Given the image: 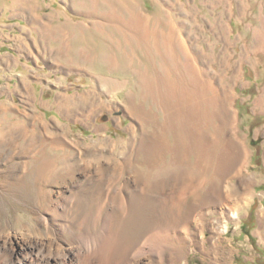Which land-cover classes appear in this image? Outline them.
Masks as SVG:
<instances>
[{"label": "rangeland", "instance_id": "rangeland-1", "mask_svg": "<svg viewBox=\"0 0 264 264\" xmlns=\"http://www.w3.org/2000/svg\"><path fill=\"white\" fill-rule=\"evenodd\" d=\"M263 83L264 0H0V264L107 218L130 264H264Z\"/></svg>", "mask_w": 264, "mask_h": 264}, {"label": "bare ground", "instance_id": "bare-ground-1", "mask_svg": "<svg viewBox=\"0 0 264 264\" xmlns=\"http://www.w3.org/2000/svg\"><path fill=\"white\" fill-rule=\"evenodd\" d=\"M170 35H173V32H171ZM163 42L166 43V47L169 48L166 34H164ZM187 55L190 56V53L188 52ZM66 199H68L67 196H66ZM63 200L65 201V197H63ZM109 214L111 215L110 211H108L107 216ZM108 219L109 218L105 220L103 225L98 226L97 230L95 228L96 223H91L93 224L91 225L90 222L87 223L88 221L86 220L87 222H84V224L81 225L82 226L81 229L83 230V232L73 234L72 236L69 235L70 236L69 238L70 240L68 241L69 243L65 242L67 241L66 231L68 230V228L65 229V227H67L68 225V223H65V221L60 226L61 231L54 234L53 238L49 237L50 239L49 238L43 239V238H40V235H38V236L30 237L29 240L27 241L26 239L23 240V238L21 237L22 243L20 244V246H21V250H23L24 252L22 251L20 252L22 254H25V256L29 254L32 256L35 254L34 251L44 250L47 247V243H51L54 250L55 249L57 251L61 250V253L59 254V256H56L57 260L55 264H130V261H133L131 259L132 252L130 250V247L128 250V246H126L125 243H123V240L121 238L122 236L120 233L117 235V237L114 236V232L110 230L111 223ZM88 227H91V228H88ZM63 228L65 230H63ZM165 237H169V236H165ZM161 239L162 238L160 236L158 237L154 236L148 240L147 244L151 248L162 249L163 245L161 243L164 241H161ZM24 246L26 250L24 249ZM57 247H59L60 249ZM1 248H2V244L0 240V249ZM146 249L147 248H145L144 250ZM163 250L164 249H162V251ZM8 251H11V250H8ZM128 252L129 254H127ZM148 252L149 250L147 251L142 250L141 252L136 254L135 259H134L135 262H133V264H142V262H145V260L149 259L148 255H152V254L154 255V252H149V253ZM153 255L150 257H153ZM0 257H1V254H0ZM26 257L20 260L19 263L16 262L13 264H52V262L51 263L49 262L50 259H48L47 257H44L41 261H39L36 256H33L27 262H26V259H27Z\"/></svg>", "mask_w": 264, "mask_h": 264}, {"label": "crops", "instance_id": "crops-1", "mask_svg": "<svg viewBox=\"0 0 264 264\" xmlns=\"http://www.w3.org/2000/svg\"><path fill=\"white\" fill-rule=\"evenodd\" d=\"M254 110L256 114L264 116V83L263 88L259 90L257 96L254 97ZM258 206L256 208L257 230L256 234L264 239V192L259 193V198L256 199Z\"/></svg>", "mask_w": 264, "mask_h": 264}]
</instances>
